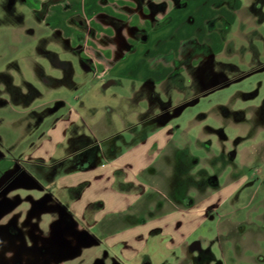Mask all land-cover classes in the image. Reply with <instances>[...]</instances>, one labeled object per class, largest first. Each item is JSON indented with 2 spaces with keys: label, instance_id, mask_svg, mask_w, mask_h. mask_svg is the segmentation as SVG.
Masks as SVG:
<instances>
[{
  "label": "rangeland",
  "instance_id": "obj_1",
  "mask_svg": "<svg viewBox=\"0 0 264 264\" xmlns=\"http://www.w3.org/2000/svg\"><path fill=\"white\" fill-rule=\"evenodd\" d=\"M36 2L41 0H0V264H137L136 260L123 257L121 245L112 244L106 237L108 234L99 237L101 242L96 243L91 239L94 232L84 224L77 222L72 228L63 220L66 212L62 208L66 207L59 202L60 192L42 188L48 182L37 175L27 160L42 134L37 115L43 116L46 130L57 114H51L55 105L35 109L34 104L40 101L37 97L30 96L26 105L18 101V96L27 94L32 87L35 95L38 90L40 95L41 83L34 76L32 64L40 50L50 45V49L57 47L60 58L72 61L82 74L76 76L77 88L68 100L71 109L80 113L88 107L100 113H105L106 108L115 109L120 97L132 91V81L125 80L104 90L107 80L77 68L74 52L95 64L103 59L102 52L122 56L120 41L135 43L127 27L143 20L146 17L143 11L147 13V9L139 8L136 0H67L52 3L53 15L41 20V15L32 11ZM250 3L251 10L257 8L264 14V0ZM194 6L190 4L187 8ZM87 10L103 13L87 19V28L79 27L81 19L71 21L72 29L66 25L69 17L80 12L86 14ZM243 16L249 22L243 21ZM242 17L236 19L227 48L213 60L196 68L187 59L188 68L181 69L182 85L173 78L155 88L158 102L169 110L166 125L178 132L177 140L185 154L202 161L189 176L197 180L206 172L217 175L220 189L240 188L236 195L219 202L220 208L216 206L214 212L198 219L199 225L195 223L188 228L189 243L203 238V247H209L222 264L250 262H243L228 250L227 238L217 234L216 223L231 221L247 232L259 226L251 225L255 213L264 214V21L251 18L245 11ZM120 24L125 27L123 35L116 29ZM57 26L76 47L73 54L66 50L68 41L60 40ZM201 60L198 58L194 64ZM41 64L46 77L62 79L64 68L49 67L47 59ZM60 89L66 90L64 86ZM33 109L35 112L29 114ZM113 117L118 127H122L120 114L114 113ZM208 192L209 189L190 190V194H197V203L212 194ZM151 215L157 217L160 212ZM189 219L193 221L192 217L182 218ZM117 229L116 233L121 227ZM86 233L89 236L83 240L81 235ZM260 245L263 248L258 251L264 254V244ZM146 253L150 264H187L184 256L174 252L161 235L151 240Z\"/></svg>",
  "mask_w": 264,
  "mask_h": 264
},
{
  "label": "crops",
  "instance_id": "obj_2",
  "mask_svg": "<svg viewBox=\"0 0 264 264\" xmlns=\"http://www.w3.org/2000/svg\"><path fill=\"white\" fill-rule=\"evenodd\" d=\"M153 1L164 3L165 11L133 24L147 32V40L129 42L133 44V51L123 50L120 57H116L114 52H102L103 59L97 64L92 62L93 69L85 72L114 82L108 86L106 82L104 90L125 80L132 81V91L120 97L115 109L106 108L105 113L89 107L84 109V113L71 109L68 100L72 90L77 88L76 76L82 74L72 61L60 58L59 50L55 49L57 47L50 49V45H46L37 54L36 62L31 63L34 76L41 83L40 95L36 90L37 96L34 97L42 104L34 102L35 109L39 107L42 110L56 104L59 107L52 112L57 114L46 130L44 120L41 121L39 127L42 134L34 153L26 156L28 162L37 175L48 182L42 188H53L60 192L59 202L66 207L62 211L71 217L75 225L82 223L86 229L94 232H91V239L96 243L101 242L99 237L108 234L106 237L112 244L121 245L123 257L129 261L136 260L137 264L148 257L146 246L158 235L164 236L170 248L184 256L185 261L189 226L195 223L199 225L198 219L207 217L210 210L214 212L218 203L225 202L234 192L231 188H219L215 192L209 190L208 193L212 194L201 203L192 209L185 208L182 184L184 167L189 159L195 168L202 161L185 154L177 140L178 132L166 125L169 110L166 113L158 110L164 106L158 102L155 88L172 81L176 77V70L183 74L181 69L185 66L188 68L189 64L185 60L191 59L192 65L198 68L227 48V39L236 19L242 17L244 11L251 18L258 19L251 10L250 0L246 3L241 0ZM44 3L45 0L36 2L32 8L33 13L41 15V20L53 15L52 5L45 13L42 12ZM190 4L195 6L189 9ZM143 7L145 11L147 9V13H143L150 15L147 4ZM102 13L97 10H87L86 14L76 13L67 19L66 25L72 29L71 21L81 19L84 27H79L87 28V19ZM242 20L249 22L244 16ZM213 22H216L215 26ZM226 26L228 29L224 33ZM56 29L60 40L70 44L65 48L67 52L73 54L72 49L76 47L58 26ZM46 53L54 54L58 62L71 64L73 72L68 75L64 70L62 79H55L54 83L42 82L38 69L40 66L43 69L41 63L45 61ZM74 55L78 58L77 68L81 67L79 61L83 60L82 55L75 52ZM198 58L202 60L194 64ZM48 65L54 69V66ZM130 67L131 70L127 71ZM61 86L67 91H61ZM46 90L49 91L48 95H45ZM32 91H35L33 87L27 93ZM34 112L33 109L29 114ZM114 113L121 116L120 128L114 120ZM81 141H86V145H81ZM89 146H95L96 153L87 154ZM39 162H43V167ZM50 163H53L52 167H47ZM155 211H159L160 215H151ZM188 217H192L193 221L182 220ZM110 226H114V230H110Z\"/></svg>",
  "mask_w": 264,
  "mask_h": 264
},
{
  "label": "flooded vegetation",
  "instance_id": "obj_3",
  "mask_svg": "<svg viewBox=\"0 0 264 264\" xmlns=\"http://www.w3.org/2000/svg\"><path fill=\"white\" fill-rule=\"evenodd\" d=\"M54 0H49V2L44 3L42 7V12L44 10V7L48 5H52ZM139 8H144L143 5H140L139 1L136 0ZM254 13L258 16V20L260 22L264 21V14L257 8L252 9ZM146 17L149 18H154L155 14L150 12V15H145ZM116 24V22H113ZM79 26H83L82 21H78ZM155 25V23H154ZM216 25V22H213V26ZM84 27V26H83ZM124 25L120 24L117 26L118 34L123 35L124 33ZM228 26L224 28V33L227 32ZM127 32L130 35V38L137 41V42H143L147 40V32L143 29H139L135 25H129L127 27ZM59 36V33L56 32ZM121 43V48L122 50L125 51H133L134 47L133 44L129 43L128 41H120ZM45 59L49 60V64L54 66V68H59L62 67L64 68L66 74H70L73 72V67L71 64H66L62 62H58V59L56 56L52 53H46L45 54ZM80 66L84 71H90L93 69V64L92 62L85 61V60H80ZM40 66V65H39ZM39 70L41 69V66L38 69V74H40L38 77H41L42 82H53L55 81L56 78L54 77H46L44 76V70L41 72ZM187 71V70H186ZM184 71V72H186ZM180 70H176L175 73V78L179 81V84H183V77L181 74L180 75ZM114 82L108 81L107 86L111 85ZM36 94L35 91H32L30 93L24 94L21 93L20 96H18V101L19 102H26L25 104H28L30 102V96L34 97ZM59 107V104H56L53 111ZM164 111L163 113H166L168 109L166 107L162 108ZM52 111V112H53ZM52 114V113H51ZM37 120L42 121L43 116H38L37 115ZM86 141H81V145H86ZM96 153V148L95 146H89V149L87 151V154H94ZM43 162H39V165H44L42 164ZM47 165V164H46ZM53 163L48 164V166L52 167ZM43 167V166H41ZM185 168V178L182 181L183 184V201H184V206L186 209H192L197 205V200L196 196L197 194H190V190L192 188H199L201 191H205L207 189L212 190L213 192L218 191L220 188V182L217 177V175H209L208 173H202L201 177L198 178L197 180L195 179L194 176H189L190 171L194 168V165L192 164L191 161L184 167ZM236 170V168H235ZM240 190V188L234 190L232 195H236V193ZM200 192V191H199ZM221 206H218L220 208ZM217 208V209H218ZM213 211H208V214L212 213ZM258 216L261 217V219H258ZM63 220L68 223V226H72V228L75 226L74 221L71 219V217L65 213ZM259 225L255 226V229H252L250 231H242V225H239L237 223H233L231 221H219L216 223L215 228L217 231V234H220L221 236L224 234L225 238H227V244L229 245L228 250L235 255L236 258H239L240 260H243V262H250V264H264V254L263 252L258 251V249L261 248L262 246L260 244H264V214L263 211H258L255 213L254 217V222L251 223V225ZM236 225V226H235ZM251 226V227H252ZM88 234H83L81 235V238L83 240L87 239L86 237ZM257 235H261V237H256ZM90 238V237H89ZM203 238H198L197 240H194L191 244L188 243L187 248H186V260L187 264H222V260L217 259L213 251L209 248L203 247ZM253 252V253H252ZM260 252V253H259ZM225 253V252H224ZM223 253V256L226 255ZM149 261V263H148ZM151 260L149 257L145 258L142 260L141 264H150Z\"/></svg>",
  "mask_w": 264,
  "mask_h": 264
},
{
  "label": "trees",
  "instance_id": "obj_4",
  "mask_svg": "<svg viewBox=\"0 0 264 264\" xmlns=\"http://www.w3.org/2000/svg\"><path fill=\"white\" fill-rule=\"evenodd\" d=\"M57 1H62V0H54L53 3ZM140 5H145L149 7L150 11L154 14L156 13H161L165 11V4L164 3H155L153 0H138ZM50 5V4H49ZM49 6H45L43 12L45 13L47 11Z\"/></svg>",
  "mask_w": 264,
  "mask_h": 264
}]
</instances>
